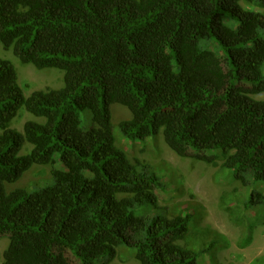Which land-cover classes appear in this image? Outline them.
Here are the masks:
<instances>
[{"label":"trees","instance_id":"obj_1","mask_svg":"<svg viewBox=\"0 0 264 264\" xmlns=\"http://www.w3.org/2000/svg\"><path fill=\"white\" fill-rule=\"evenodd\" d=\"M0 43L65 73L62 89L26 98L0 58L3 264H218L214 240L197 248L198 216L192 228L189 206H160L164 184L117 145L111 107L131 113L125 139L162 133L177 156L233 171L245 188L264 184V101L254 98L264 94V0H0ZM23 108L44 122L12 129ZM57 163L50 187L7 191ZM263 200L253 189L245 210Z\"/></svg>","mask_w":264,"mask_h":264},{"label":"rangeland","instance_id":"obj_2","mask_svg":"<svg viewBox=\"0 0 264 264\" xmlns=\"http://www.w3.org/2000/svg\"><path fill=\"white\" fill-rule=\"evenodd\" d=\"M0 58L14 65L18 84L26 98L36 91L59 90L65 85L64 71L57 68L39 70L32 64H23L12 50H6L1 43ZM254 98L264 101V94ZM111 113L117 145L128 151L131 160L140 162V169L155 174L164 184L158 190L160 206L168 207L171 213L189 206L190 211L186 213L194 217L192 228L198 216L196 230L204 240L201 242L197 239L198 249L206 248L214 240L213 253L216 252L218 264H252L264 257V207L255 205L249 211L245 210L247 196L253 189L263 192L264 197V184L245 188L234 180L233 171L181 158L167 146L162 133L146 140L129 141L123 136L119 125L131 118L130 111L114 104ZM80 119L82 128L89 130L90 112L82 111ZM28 121L43 123L44 119L35 117L23 108L13 120L11 128L23 132ZM31 149L32 146L26 144L20 155L28 154ZM60 167L58 163L54 166L34 165L19 181L6 184V189L8 192L16 189L38 192L54 184L53 170ZM248 236L250 243L244 247L241 244ZM9 243L8 235L0 237V264L4 263V253ZM120 252L124 259L129 255L126 248ZM116 262L137 264L133 257L126 263H121L120 258Z\"/></svg>","mask_w":264,"mask_h":264}]
</instances>
